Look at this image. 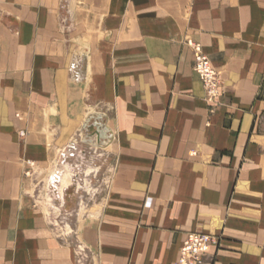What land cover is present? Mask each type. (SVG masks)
<instances>
[{
  "label": "crops",
  "instance_id": "1",
  "mask_svg": "<svg viewBox=\"0 0 264 264\" xmlns=\"http://www.w3.org/2000/svg\"><path fill=\"white\" fill-rule=\"evenodd\" d=\"M90 119L110 183L59 237L26 160L68 189ZM189 234L218 238L204 264H264V0H0V264H175Z\"/></svg>",
  "mask_w": 264,
  "mask_h": 264
},
{
  "label": "rangeland",
  "instance_id": "2",
  "mask_svg": "<svg viewBox=\"0 0 264 264\" xmlns=\"http://www.w3.org/2000/svg\"><path fill=\"white\" fill-rule=\"evenodd\" d=\"M96 124L100 125V122ZM84 125L86 127H82V132L79 133L76 142L72 143L68 153V161L73 166L74 175V179L72 178L74 184L68 189H66L67 185L62 186L61 182L51 183L50 177L55 173L54 169H41L35 162L26 160L28 169L23 174V178L28 209L32 211L35 203L39 205L43 209L41 215L51 223L59 237L71 235L79 217L96 213L100 209V203L110 183L111 158L105 159L104 156L97 158V154L86 148L92 144L91 138L87 135L96 127L92 120L91 123L85 122ZM82 149L86 151L84 162H90L91 169L78 163L82 161L83 155L79 154ZM58 161L65 162V157L61 156ZM58 166L63 165L58 163ZM58 172L59 175L64 174V171L58 170Z\"/></svg>",
  "mask_w": 264,
  "mask_h": 264
},
{
  "label": "built area",
  "instance_id": "3",
  "mask_svg": "<svg viewBox=\"0 0 264 264\" xmlns=\"http://www.w3.org/2000/svg\"><path fill=\"white\" fill-rule=\"evenodd\" d=\"M193 54V70L201 80L205 100L215 104L223 91L220 73L213 68L200 44L188 42ZM218 244V238L205 234H189L184 240L175 264H204L210 248Z\"/></svg>",
  "mask_w": 264,
  "mask_h": 264
},
{
  "label": "bare ground",
  "instance_id": "4",
  "mask_svg": "<svg viewBox=\"0 0 264 264\" xmlns=\"http://www.w3.org/2000/svg\"><path fill=\"white\" fill-rule=\"evenodd\" d=\"M64 180H63V185L65 186V185H67L68 184V179L66 178V175L64 176V178H63Z\"/></svg>",
  "mask_w": 264,
  "mask_h": 264
},
{
  "label": "water",
  "instance_id": "5",
  "mask_svg": "<svg viewBox=\"0 0 264 264\" xmlns=\"http://www.w3.org/2000/svg\"><path fill=\"white\" fill-rule=\"evenodd\" d=\"M86 125L83 126V128H85ZM95 127H96V130L98 131L99 130V126L95 124Z\"/></svg>",
  "mask_w": 264,
  "mask_h": 264
}]
</instances>
